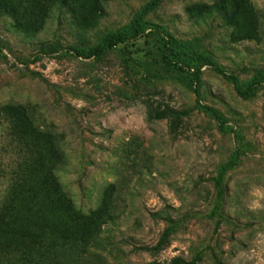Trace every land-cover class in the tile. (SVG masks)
<instances>
[{
    "label": "rangeland",
    "instance_id": "374dc122",
    "mask_svg": "<svg viewBox=\"0 0 264 264\" xmlns=\"http://www.w3.org/2000/svg\"><path fill=\"white\" fill-rule=\"evenodd\" d=\"M12 200L0 264H264V0H0Z\"/></svg>",
    "mask_w": 264,
    "mask_h": 264
},
{
    "label": "trees",
    "instance_id": "16d2710c",
    "mask_svg": "<svg viewBox=\"0 0 264 264\" xmlns=\"http://www.w3.org/2000/svg\"><path fill=\"white\" fill-rule=\"evenodd\" d=\"M126 41V38L121 37V36H109L107 37L102 44L95 50V53L97 54H102L107 48H111L114 47L120 43H123ZM170 47H172V44L169 40L166 41V47L164 50V59L166 61L167 60V50L170 49ZM75 52V54H78L79 52L76 50H73ZM217 72L223 74V75H227L226 71L217 66V65H213L212 66ZM200 70H195L193 71V73L198 74ZM230 79L234 82V84H237L238 80L236 78V76L234 75H229ZM262 82L261 81H257V82H252L245 90H241L239 88H237V91L239 94L245 96L250 94L254 89H256L257 87L261 86ZM19 184L18 182H16V185ZM14 189V188H13ZM20 190H22L23 188H19ZM65 196V195H64ZM4 206L0 209V236H4V235H16L20 232V226L18 225V220L15 219V216L17 214L16 213V209L18 207V205H16L17 203H15L14 200L12 201H7L4 202ZM27 230V229H26Z\"/></svg>",
    "mask_w": 264,
    "mask_h": 264
}]
</instances>
